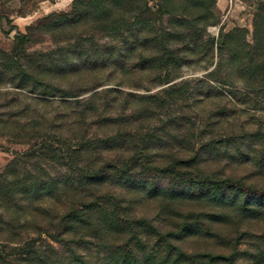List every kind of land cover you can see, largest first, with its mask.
<instances>
[{"label":"rangeland","instance_id":"1","mask_svg":"<svg viewBox=\"0 0 264 264\" xmlns=\"http://www.w3.org/2000/svg\"><path fill=\"white\" fill-rule=\"evenodd\" d=\"M73 1L0 0V264H53L68 255L61 239L88 254L74 243L67 221L70 210L86 216L89 205L95 217L99 212L125 225L116 244L130 240L160 252L157 231L201 210L165 205L141 190L178 183L172 178L184 172L174 168L179 160L195 157L189 170L221 181L264 186V170L255 162L264 156L263 37L257 54L263 65L253 80L234 63V69L218 68L216 46L183 53L189 38L166 42L180 49L184 59L177 65L91 69L70 55L76 49L38 27L53 13L71 11ZM144 2L153 13L165 12L168 33L178 28L175 20H194L190 39L199 43L239 29L253 44L255 16L264 10V0ZM100 37L94 42L106 40ZM82 45L83 53L90 48ZM14 55L13 63L5 61ZM23 77L27 86L17 88ZM33 182L53 192L42 198L19 192ZM173 244L189 254L220 253L198 239Z\"/></svg>","mask_w":264,"mask_h":264},{"label":"trees","instance_id":"2","mask_svg":"<svg viewBox=\"0 0 264 264\" xmlns=\"http://www.w3.org/2000/svg\"><path fill=\"white\" fill-rule=\"evenodd\" d=\"M164 14L161 10L153 13L144 0H74L71 11L53 13L38 27L56 42H64L67 47L76 49L70 55L83 60L84 65L91 69H145L177 65L184 59L178 55L180 49L173 50L166 42L172 38H189L185 39L189 41L183 45V53L195 54L198 48L213 52L216 46L218 68L234 69L236 64L237 72L252 80L259 78L263 64L257 54L260 39L264 38V26L259 24V21H264L263 8L255 16L253 44L245 41L239 29L221 35L218 40L211 36L202 43L191 40L196 30L192 26L195 21L188 19H172L178 28L168 33L163 27ZM98 35L106 40L102 43L94 42ZM84 43L89 44L90 48L83 53ZM15 58L16 55L11 59L10 56L5 57V61L13 63ZM224 60H227L226 64ZM24 83L25 78H20L16 87L25 88L27 85ZM255 162L258 168L264 170V156L256 158ZM196 164L195 157L179 160L174 168L180 166L184 172H178L177 178L171 177L172 181L178 183L170 182L161 189H141L149 198L160 197L165 205L179 203L196 205L201 209L197 214L189 211L181 222H173L170 230L157 231L164 246L160 252L146 250L142 245L137 248L139 244L134 243L135 246H132L130 240L116 244L115 239L127 230L125 225H118L113 217L108 218L101 213L99 215V212L98 217H95L90 213L93 206L89 205L84 209L86 216L72 209L67 221L69 230L77 236L73 238L76 246H84L89 253L82 254L71 247L68 240L61 239L68 255L58 257L53 264H236L240 259H246L251 264H264V186L221 181L189 170ZM34 185L33 182L31 187H23L19 192L29 198L37 193L42 198L53 192L51 187ZM188 239H198L204 245H212L220 253L207 249L205 252L189 254L173 244V240ZM86 243L92 244V247L85 246ZM92 248L96 250L95 255L90 253ZM2 253L0 249V259Z\"/></svg>","mask_w":264,"mask_h":264}]
</instances>
